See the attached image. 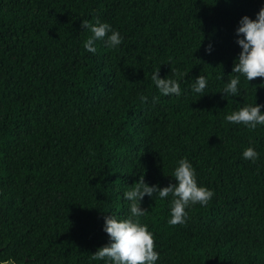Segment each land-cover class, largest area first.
Here are the masks:
<instances>
[{
  "label": "trees",
  "instance_id": "1",
  "mask_svg": "<svg viewBox=\"0 0 264 264\" xmlns=\"http://www.w3.org/2000/svg\"><path fill=\"white\" fill-rule=\"evenodd\" d=\"M260 6L0 0V259L105 264L91 255L108 242L104 217L130 215L127 187L140 176L149 186L175 184L176 162L187 158L214 196L176 226L167 223L171 196H145L139 219L154 235L157 264H264V127L225 120L247 104L264 105V78L241 76L239 96L221 94L241 51L238 22ZM97 19L123 43L97 42L93 55L81 24ZM157 69L180 82V97L158 92ZM200 75L208 87L192 93ZM249 146L255 163L242 157Z\"/></svg>",
  "mask_w": 264,
  "mask_h": 264
},
{
  "label": "clouds",
  "instance_id": "2",
  "mask_svg": "<svg viewBox=\"0 0 264 264\" xmlns=\"http://www.w3.org/2000/svg\"><path fill=\"white\" fill-rule=\"evenodd\" d=\"M81 27L90 31L91 35L83 44L84 49L95 55L97 42H102L107 48H118L123 43L120 32L109 23L99 19L95 23L83 21ZM235 43L241 51L232 67V76L223 87L221 94L229 97L240 95V78L243 76L248 83L256 78H264V0L256 13L255 18L243 16L235 29ZM206 54L211 55L213 46L209 44L205 49ZM233 74H236L233 76ZM151 80L158 92L164 97H180V82L170 76L160 78L159 69L155 70ZM205 76H198L190 85V91L202 94L208 87ZM264 87V84L261 85ZM254 88V87H252ZM256 92V89H255ZM203 97V95L201 96ZM155 99V98H154ZM146 102L147 97L141 96ZM264 105L247 104L225 116V120L233 125H243L250 130H256L258 126L264 127ZM242 157L255 163L259 159L257 151L249 146L242 152ZM171 177L175 184L161 188L159 184L149 186L144 179H140L132 187H127L123 193V199L129 202L130 215L126 218H117L114 215L104 217L103 231L108 236V242L91 255L94 261H103L105 264H157L160 254L155 250L154 235L146 224L140 222L147 212L141 208V202L145 196L153 199L164 200L172 197L169 210V225H183L188 218L186 211L190 207L199 204L207 206L214 196V192L205 186L198 185L196 170L187 158H181L176 162ZM0 264H16L15 259H0Z\"/></svg>",
  "mask_w": 264,
  "mask_h": 264
}]
</instances>
